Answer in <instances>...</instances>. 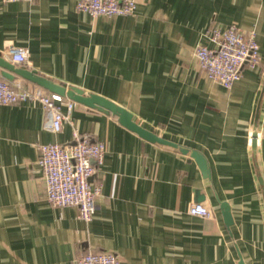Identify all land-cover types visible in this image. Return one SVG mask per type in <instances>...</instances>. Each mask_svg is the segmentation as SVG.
I'll return each instance as SVG.
<instances>
[{
	"label": "crops",
	"instance_id": "1",
	"mask_svg": "<svg viewBox=\"0 0 264 264\" xmlns=\"http://www.w3.org/2000/svg\"><path fill=\"white\" fill-rule=\"evenodd\" d=\"M135 1L133 15L92 17L76 0H0V53L10 61V48H27V69L99 94L199 151L210 177L189 153L143 139L112 114L63 104L54 132L40 103L0 105V264H73L101 251L120 264H238V252L264 264V138L250 144L258 105L264 128V0ZM230 25L255 31L260 62L224 88L194 51ZM9 82L38 87L18 75ZM73 130L106 146L90 178L100 194L89 222L48 203L39 164V146L72 143ZM197 196L211 217L188 214Z\"/></svg>",
	"mask_w": 264,
	"mask_h": 264
},
{
	"label": "built area",
	"instance_id": "2",
	"mask_svg": "<svg viewBox=\"0 0 264 264\" xmlns=\"http://www.w3.org/2000/svg\"><path fill=\"white\" fill-rule=\"evenodd\" d=\"M12 2L17 0H3ZM76 9L97 16H129L136 9L135 0H76ZM210 46L198 45L194 55L201 72L224 88H230L242 75L243 67L254 68L260 62L258 43L254 30L245 31L236 25L225 29L214 28L210 32ZM10 62L29 66L28 49L12 47L9 49ZM36 101L49 114L48 125L59 132L63 120L65 104L68 110L75 102L57 94H46L41 88L28 85H13L0 74V105ZM252 136V134H250ZM257 138H264V128L257 132ZM39 164L46 187V200L53 207L72 206L78 217L89 222L96 210V199L100 186L93 187L90 178L97 174L103 163L106 146L101 141H91L73 130V142L69 144L46 143L39 146ZM188 214L209 218L212 210L203 203H192ZM73 264H120L112 252H86L77 257Z\"/></svg>",
	"mask_w": 264,
	"mask_h": 264
},
{
	"label": "water",
	"instance_id": "3",
	"mask_svg": "<svg viewBox=\"0 0 264 264\" xmlns=\"http://www.w3.org/2000/svg\"><path fill=\"white\" fill-rule=\"evenodd\" d=\"M0 74L3 78L8 81H12L14 79V75H18L27 81L37 85L38 87L47 90L52 94H57L61 97H65L73 102L84 105L88 108L95 109L97 111L103 112L105 114H112L117 117L118 122L129 129L130 131L135 132L137 135L146 139L152 143H158L161 145L170 146L178 149L181 153L186 154L189 153L190 157L193 158L198 164L202 175L205 178L210 177V171L208 167V163L203 154L195 149H188L182 147L172 141L166 140L152 131H149L139 125L136 121L133 120V115L126 108L116 104L115 102L92 92H87L79 87L74 85H68L63 82H55L32 69H27L23 66H16V64L8 61L3 55L0 53ZM264 91V87L262 92ZM258 110L257 108L256 118L254 128L252 129V147L256 146V136H257V118H258ZM197 202L202 200V197H196ZM220 208L222 211L224 222L227 226L232 225V216L230 212V207L227 202H220ZM239 261L238 264H245L240 253L238 252Z\"/></svg>",
	"mask_w": 264,
	"mask_h": 264
},
{
	"label": "bare ground",
	"instance_id": "4",
	"mask_svg": "<svg viewBox=\"0 0 264 264\" xmlns=\"http://www.w3.org/2000/svg\"><path fill=\"white\" fill-rule=\"evenodd\" d=\"M252 134V133H251ZM251 141H252V136H250V144H251ZM259 138H257V142H256V145H258V143H259Z\"/></svg>",
	"mask_w": 264,
	"mask_h": 264
},
{
	"label": "trees",
	"instance_id": "5",
	"mask_svg": "<svg viewBox=\"0 0 264 264\" xmlns=\"http://www.w3.org/2000/svg\"><path fill=\"white\" fill-rule=\"evenodd\" d=\"M44 93H46V94H50V92H48L47 90H45V89H41Z\"/></svg>",
	"mask_w": 264,
	"mask_h": 264
}]
</instances>
